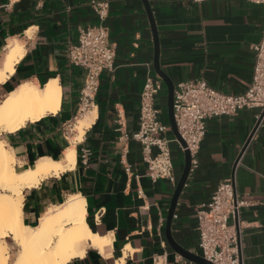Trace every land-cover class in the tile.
<instances>
[{
	"label": "crops",
	"instance_id": "crops-1",
	"mask_svg": "<svg viewBox=\"0 0 264 264\" xmlns=\"http://www.w3.org/2000/svg\"><path fill=\"white\" fill-rule=\"evenodd\" d=\"M147 2L158 35L159 66L174 88L204 80L217 92L244 94L252 82V48L262 34L263 6L248 0H211L199 5L188 0ZM100 3L107 6L103 22L95 9ZM100 24L115 51L114 70L100 76L93 106L81 117L78 104L84 71L70 64L67 52L78 44L82 31ZM14 42L23 47L24 55L0 86L4 97L27 82L43 87L56 81L61 91L56 114L2 135L17 160L16 171L31 168L43 158L62 161L71 148L76 156L73 170L25 192V223L35 226L47 208L80 196L89 229L109 237L111 245L102 255L88 247L83 258L69 264H194L177 255L165 237L184 153L170 128L165 138L174 177L152 182L141 146L133 140L139 130V100L146 77L162 84L155 105L167 99L166 87L153 69V38L142 1L0 0V61ZM161 108L158 119L169 126L166 102ZM93 111L92 124L75 141L76 124ZM260 115L259 110H243L206 122L197 166L190 170L170 227L172 239L184 250L201 257L197 212L219 184L232 179L239 204L235 224L240 263L264 264V115L250 138Z\"/></svg>",
	"mask_w": 264,
	"mask_h": 264
},
{
	"label": "built area",
	"instance_id": "built-area-1",
	"mask_svg": "<svg viewBox=\"0 0 264 264\" xmlns=\"http://www.w3.org/2000/svg\"><path fill=\"white\" fill-rule=\"evenodd\" d=\"M202 4L211 0H188ZM264 7V0H248ZM101 22L106 17V4H96ZM254 68L252 82L242 95L231 96L217 92L204 80L182 82L174 88L173 117L184 147L175 140L182 153L190 155L191 169L197 166V154L205 136L208 120L235 116L243 110L264 112V26L257 43L253 45ZM71 65L84 71L78 113L82 117L92 108L100 76L114 70L115 51L109 42L106 28L100 24L80 33L78 44L67 52ZM162 90L159 80L146 77L139 100V130L133 140L141 146L142 162L152 182L173 179L174 169L165 135L170 127L158 119L155 99ZM260 115V117H261ZM126 138V136H124ZM153 150H156L153 153ZM87 154H83L86 163ZM190 169V170H191ZM239 204L235 199L232 179L223 181L211 195L209 202L197 212L198 249L200 256L211 264H241L238 252V232L235 220Z\"/></svg>",
	"mask_w": 264,
	"mask_h": 264
},
{
	"label": "bare ground",
	"instance_id": "bare-ground-1",
	"mask_svg": "<svg viewBox=\"0 0 264 264\" xmlns=\"http://www.w3.org/2000/svg\"><path fill=\"white\" fill-rule=\"evenodd\" d=\"M9 44L0 61V86L14 74L24 55L23 47L16 42ZM60 101V88L56 81H50L43 87L30 82L20 84L0 102V264H69L83 258L88 247L102 255L111 245L109 237H100L89 229L85 202L80 196L69 197L62 206L47 208L35 226L24 221L25 192L37 188L49 177L73 170L75 150L68 149L62 161L43 158L33 167L18 172L13 150L7 147L2 135L13 134L28 123L56 114ZM94 114L95 111L78 121L75 141L81 140ZM11 248L17 250L14 261Z\"/></svg>",
	"mask_w": 264,
	"mask_h": 264
},
{
	"label": "water",
	"instance_id": "water-1",
	"mask_svg": "<svg viewBox=\"0 0 264 264\" xmlns=\"http://www.w3.org/2000/svg\"><path fill=\"white\" fill-rule=\"evenodd\" d=\"M147 17H148V21L150 24V28H151V32H152V38H153V46H154V57H153V69L154 72L156 73V75L162 80V82L164 83L165 87H166V92H167V99H166V106H167V119H168V124L171 128L172 134L175 137V139L184 147V144L182 142V140L180 139L177 129H176V125L174 122V117H173V93H174V86L172 85L170 79L166 76V74H164L162 72V70L160 69L159 66V43H158V35H157V31H156V27H155V23H154V19L152 16V11L150 9V6L147 2V0H141ZM264 115V112L262 113L260 119L258 120V122L256 123L250 138L252 137V135L254 134V132L256 131L262 117ZM249 138V139H250ZM190 169H191V165H190V155L189 153L186 151L184 152V166H183V170L180 176V179L177 183L176 189L174 191L173 197L171 199V203H170V207L167 213V219H166V231H165V237H166V241L169 244L170 248L177 254L179 255L181 258L190 261L194 264H211L209 262H207L206 260H204L202 257L196 256L193 253H190L186 250H184L183 248H181L180 246H178L174 240L172 239L171 233H170V227H171V223H172V218L174 215V210L178 201V198L183 190V187L186 183V180L188 178V175L190 173Z\"/></svg>",
	"mask_w": 264,
	"mask_h": 264
},
{
	"label": "rangeland",
	"instance_id": "rangeland-1",
	"mask_svg": "<svg viewBox=\"0 0 264 264\" xmlns=\"http://www.w3.org/2000/svg\"><path fill=\"white\" fill-rule=\"evenodd\" d=\"M161 96H164V94H162ZM3 98H4V93L0 90V102L2 101ZM165 102H164V100H161V102H159V103L157 102L156 105H155L156 110L159 111V108H161V106L164 105ZM164 115H165V113H164ZM16 252H17L16 249H14V248L12 249L11 248V255H10L11 256V261H14L15 260V258H16Z\"/></svg>",
	"mask_w": 264,
	"mask_h": 264
}]
</instances>
